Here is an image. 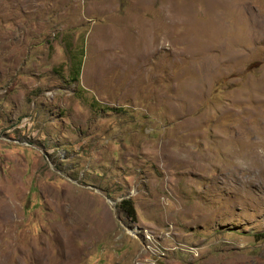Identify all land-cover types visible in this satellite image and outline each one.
Masks as SVG:
<instances>
[{
  "label": "rangeland",
  "instance_id": "374dc122",
  "mask_svg": "<svg viewBox=\"0 0 264 264\" xmlns=\"http://www.w3.org/2000/svg\"><path fill=\"white\" fill-rule=\"evenodd\" d=\"M263 14L0 0V264H264Z\"/></svg>",
  "mask_w": 264,
  "mask_h": 264
},
{
  "label": "trees",
  "instance_id": "16d2710c",
  "mask_svg": "<svg viewBox=\"0 0 264 264\" xmlns=\"http://www.w3.org/2000/svg\"><path fill=\"white\" fill-rule=\"evenodd\" d=\"M74 59H72L71 67L68 71V75L71 81H76L78 76V68H79V62H80V51H73ZM76 53V54H75ZM75 54V55H74ZM94 101V99H93ZM119 206L122 207L127 213L133 212L130 199L127 197H123L119 200Z\"/></svg>",
  "mask_w": 264,
  "mask_h": 264
},
{
  "label": "bare ground",
  "instance_id": "6f19581e",
  "mask_svg": "<svg viewBox=\"0 0 264 264\" xmlns=\"http://www.w3.org/2000/svg\"><path fill=\"white\" fill-rule=\"evenodd\" d=\"M242 4V3H241ZM237 8H239V10L241 11V9L243 10V12L244 13H247V11H246V9H245V7L243 6V5H240V6H237ZM242 12V13H243ZM245 15V14H244ZM248 15V14H247ZM242 16H243V14H242ZM250 17V16H249ZM248 17V18H249ZM243 19H245V22H247L248 23V20L246 21V18L244 17ZM243 19H242V21H243ZM250 21V20H249ZM261 24H260V26H258V25H254V24H252V23H250V28H249V33H250V30H252V31H258L259 32V36H260V39H264V14H263V16H262V18H261ZM250 22H252V21H250ZM241 55V52H238V51H233L232 52V54H231V57L232 58H235V57H237V56H240Z\"/></svg>",
  "mask_w": 264,
  "mask_h": 264
}]
</instances>
